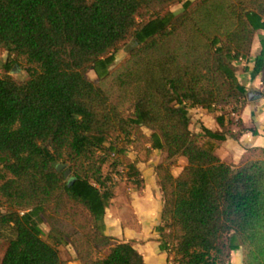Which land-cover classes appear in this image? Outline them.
Returning <instances> with one entry per match:
<instances>
[{
	"label": "trees",
	"instance_id": "16d2710c",
	"mask_svg": "<svg viewBox=\"0 0 264 264\" xmlns=\"http://www.w3.org/2000/svg\"><path fill=\"white\" fill-rule=\"evenodd\" d=\"M259 30L264 0H0V264H69L70 245L82 264H146L133 240L106 230L113 174L129 165L126 183L140 188L127 152L146 142L165 152L166 264H233L238 248L244 264H264V147L228 162L204 143L231 130L224 106L244 96L238 72L250 65L239 61ZM200 106L220 128H192Z\"/></svg>",
	"mask_w": 264,
	"mask_h": 264
},
{
	"label": "crops",
	"instance_id": "0c3cea01",
	"mask_svg": "<svg viewBox=\"0 0 264 264\" xmlns=\"http://www.w3.org/2000/svg\"><path fill=\"white\" fill-rule=\"evenodd\" d=\"M263 37L264 30H259L254 39L252 56L239 61L242 66L250 65L238 72L240 89L244 93L239 98V120L231 113L234 123L224 138L204 137V143L228 162H239L251 148L264 147V82L262 74L255 67L257 55L263 46ZM5 59L6 56L3 62ZM233 101L230 103L233 104ZM230 103L224 109L227 112L231 111ZM191 126L198 132L220 128L216 114L202 106L192 109ZM147 132L151 134L152 131L147 129ZM164 155L161 148L153 147L150 142H146L140 150L130 147L127 156L131 160L137 159L144 183L140 188H132L126 181H122L106 212V230L120 239L133 240L144 254L146 264H166L169 257L162 235L171 226L169 217L162 214L163 203L156 171V166ZM186 163L187 157L179 156L173 164L174 172L180 173ZM108 251L109 246H105V252ZM234 254L243 256L244 264V250L238 248L234 250ZM72 262L82 264L79 259Z\"/></svg>",
	"mask_w": 264,
	"mask_h": 264
},
{
	"label": "rangeland",
	"instance_id": "374dc122",
	"mask_svg": "<svg viewBox=\"0 0 264 264\" xmlns=\"http://www.w3.org/2000/svg\"><path fill=\"white\" fill-rule=\"evenodd\" d=\"M182 2H178L176 4H174L171 9L174 11V12H179L180 10H182L183 6H181ZM183 5V4H182ZM131 44V41L127 44H124L120 49H118V51L116 52V59L115 61L113 62V64L111 65L112 69L114 70L120 63H122L125 58L127 57L128 53H129V50H128V45ZM6 54L5 52H1L0 53V75L4 73V70L2 68V65H3V59L5 58ZM16 74L19 76V77H26L28 75V72L27 70H24L23 68H16ZM90 75L93 77V78H97L98 77V73L97 71L92 68L90 70ZM228 104H226L224 107H226ZM119 171V169H117V172ZM120 183H122V181L119 180ZM43 227L45 229H47V224H43ZM103 250V252H105V246H103L101 248ZM72 251H75L74 250V247L72 245H70L69 247H66V248H63L62 250V254L65 258H67L69 260V264L73 263L72 262L76 256V251L72 253ZM75 255V256H74ZM233 262L234 264H243V256H238L236 254L233 255Z\"/></svg>",
	"mask_w": 264,
	"mask_h": 264
},
{
	"label": "built area",
	"instance_id": "2783aa9c",
	"mask_svg": "<svg viewBox=\"0 0 264 264\" xmlns=\"http://www.w3.org/2000/svg\"><path fill=\"white\" fill-rule=\"evenodd\" d=\"M231 104V103H230ZM229 105V104H228ZM227 105V106H228ZM241 105V100L240 99H235L233 101V104H231V111H228L230 114L232 113L236 120H239V106ZM226 108V107H225ZM119 171L113 174V177L111 181H127L130 178L129 172H130V167L129 165L123 163L118 167ZM174 264H177V262H174Z\"/></svg>",
	"mask_w": 264,
	"mask_h": 264
},
{
	"label": "water",
	"instance_id": "95a60500",
	"mask_svg": "<svg viewBox=\"0 0 264 264\" xmlns=\"http://www.w3.org/2000/svg\"><path fill=\"white\" fill-rule=\"evenodd\" d=\"M64 166H65V164H64V163H61V164L59 165V169H62ZM65 173H66L67 176H69V175L72 173L71 168H70V167L66 168Z\"/></svg>",
	"mask_w": 264,
	"mask_h": 264
}]
</instances>
